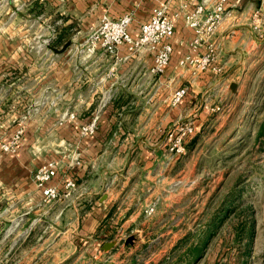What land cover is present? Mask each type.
Here are the masks:
<instances>
[{"label": "crops", "instance_id": "obj_1", "mask_svg": "<svg viewBox=\"0 0 264 264\" xmlns=\"http://www.w3.org/2000/svg\"><path fill=\"white\" fill-rule=\"evenodd\" d=\"M134 1L0 0V143L24 128L14 151L0 148V264H67L79 256V237L98 241L102 249L105 234L115 233L121 222L130 227L165 182L158 175L164 153L153 139L177 117L193 112L189 91L241 87V75L258 68V58L264 57V19L257 18L264 0H227V13L210 40L219 74L211 65L191 73L190 66L179 64L185 55L206 50L205 44L192 48L193 30L184 15L198 3L208 11L215 0ZM155 7H163L174 23L172 52L160 74L151 72L153 57L146 47L130 52L120 45L115 53L97 49L89 56L81 50L102 14L116 18L132 11L129 30L136 37ZM47 22L57 27V41L68 35L63 52L32 50V24L45 30ZM210 74H223V80L212 82ZM179 86L188 93L171 106L169 98ZM93 110L98 127L81 137L79 126ZM65 111L74 112L76 120L56 125ZM49 161L57 169L48 184L63 191L64 181L73 178L76 186L47 203L34 172Z\"/></svg>", "mask_w": 264, "mask_h": 264}, {"label": "rangeland", "instance_id": "obj_2", "mask_svg": "<svg viewBox=\"0 0 264 264\" xmlns=\"http://www.w3.org/2000/svg\"><path fill=\"white\" fill-rule=\"evenodd\" d=\"M261 13L258 19H264ZM47 23L45 30L32 24V50L47 52L66 42L68 35L57 41V27ZM255 65L241 75V87L189 91L193 112L153 139L164 153L158 175L166 178L155 197L130 227L121 222L115 233L105 234L110 248L79 237V256L67 264H264V57ZM209 76L215 82L223 74ZM174 122L193 126L179 146ZM65 123L59 119L56 125Z\"/></svg>", "mask_w": 264, "mask_h": 264}, {"label": "built area", "instance_id": "obj_3", "mask_svg": "<svg viewBox=\"0 0 264 264\" xmlns=\"http://www.w3.org/2000/svg\"><path fill=\"white\" fill-rule=\"evenodd\" d=\"M227 2V0H215L208 11H206L203 3H198L191 11L184 15L185 23L193 30L192 48L194 49L200 44H205L206 50L200 54L189 53L185 55L179 61V64L190 66L194 72L205 71L209 69L210 65L213 73L219 74L221 72V66L212 65L217 59L218 52L215 44L210 42V40L218 24L227 13ZM134 4H138V0H135ZM132 17V11L124 12L116 18L102 14L97 25L87 32L86 40L80 48L85 55L89 56L97 49L115 53L120 45H125L130 52H135L142 47H146L151 51L153 57L151 72L160 74L168 64L172 52L170 40L174 31L173 20L167 15L163 7H155L152 9L149 18L140 23L137 36L134 37L129 30ZM48 27L50 26L48 25ZM187 91L186 86L177 87L172 92L169 103L171 105H177L186 95ZM101 101V104L104 105L105 100L102 99ZM76 118L74 112L65 111L60 116V121L72 122ZM85 119L80 124L78 130V134L81 137L90 136L95 133L98 127V111H91L86 115ZM173 127L176 131V145L178 146L183 143L185 137L193 132V126L188 122H174ZM22 133L23 128H17L10 139L2 142L0 148L3 151H14ZM179 148H176V150H180ZM76 157L77 154H75L74 158ZM56 169V163L49 161L38 166L34 172L35 184L41 190L43 201L47 203L58 199L61 195L69 194L70 190L76 186L73 178H68L64 181L63 191L58 189L56 185L48 184L56 175Z\"/></svg>", "mask_w": 264, "mask_h": 264}, {"label": "water", "instance_id": "obj_4", "mask_svg": "<svg viewBox=\"0 0 264 264\" xmlns=\"http://www.w3.org/2000/svg\"><path fill=\"white\" fill-rule=\"evenodd\" d=\"M69 43H70L69 41L65 42L60 48H55V47H50V48H51L53 51H55V52H63V51L69 46ZM234 87H235V84L232 83V84L230 85L231 90H233ZM133 238H134L133 236H129V237L127 238V242H131ZM112 245H113V242H106L105 245L103 246V249H108V248H110Z\"/></svg>", "mask_w": 264, "mask_h": 264}, {"label": "trees", "instance_id": "obj_5", "mask_svg": "<svg viewBox=\"0 0 264 264\" xmlns=\"http://www.w3.org/2000/svg\"><path fill=\"white\" fill-rule=\"evenodd\" d=\"M221 210H222V211H223V210H226V208L223 207ZM217 216H220L219 213L217 214ZM217 216H216V217H217ZM198 252H199V251H198ZM198 252H197V253H198ZM197 253H196V255H197ZM196 255H195V256H196Z\"/></svg>", "mask_w": 264, "mask_h": 264}]
</instances>
